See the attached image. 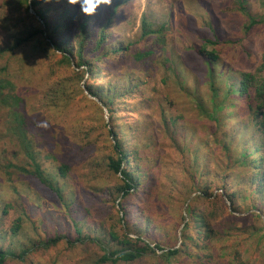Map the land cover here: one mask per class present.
Returning a JSON list of instances; mask_svg holds the SVG:
<instances>
[{"label":"trees","instance_id":"obj_1","mask_svg":"<svg viewBox=\"0 0 264 264\" xmlns=\"http://www.w3.org/2000/svg\"><path fill=\"white\" fill-rule=\"evenodd\" d=\"M233 1L248 15V30L261 21L248 12V0ZM128 2L101 4L88 16L79 2L69 0H0V59L24 54L45 60L48 86L34 97L42 110L41 122L35 121L37 140L49 144L48 158L63 159L42 166L21 113L24 97L13 94L16 104L9 115L22 148L4 158L0 154V189L11 188L9 196L0 195V264H64L63 246L71 250L87 244L101 252L94 264H133L148 255L161 264L190 259L195 264H264V256L245 259L231 243L226 263L216 262L213 244L229 242L235 234L248 239L255 234L256 247L264 242V119L258 116L264 82L255 73L219 64L216 36L222 29L213 22L214 40L205 39L197 49L207 66L208 95L199 74L182 63L179 49L166 39L168 20L156 24L144 16L142 38L150 42L145 50L121 35V10ZM90 6L84 0L83 7ZM182 41L186 48L193 45ZM142 58L164 65L166 87L178 82L173 93L162 96L158 116L153 115L155 99L134 66ZM178 91L190 108L216 123L208 131L211 147L205 127L176 110ZM10 99L4 95L3 101ZM244 102L247 115L239 112ZM69 109L75 113L66 128ZM96 144L101 154L93 149L82 155L83 164L68 155ZM212 147L220 148L218 156L210 155ZM44 187L54 192L52 197ZM52 207L59 211L49 222L40 213ZM243 211L248 215H237ZM244 217L254 221L242 222Z\"/></svg>","mask_w":264,"mask_h":264},{"label":"rangeland","instance_id":"obj_2","mask_svg":"<svg viewBox=\"0 0 264 264\" xmlns=\"http://www.w3.org/2000/svg\"><path fill=\"white\" fill-rule=\"evenodd\" d=\"M115 0H111V3ZM248 12L252 15H260L261 21H258L256 24H252L247 29L246 25L250 23L248 15L244 12H241L237 9V4L233 0H131L127 5L121 10L120 22L121 35L132 38L135 40V48L145 50V45L150 44L142 38V24L144 16L150 20L160 24L165 20H168L169 28H164V33L166 39L170 40L169 43L172 47H175L178 50V54L181 57L182 63L186 66H189L191 69L195 70L199 74L200 86L203 90L208 92V86L205 84L207 81L206 70L207 66L205 65V60L201 55L197 53L205 39L211 38L214 40L215 36L213 33V22L216 24L217 28L222 29V32L219 36H216L220 41L217 44L216 48L220 50V60L219 64L230 69V66L235 69L245 70L252 73H255L259 83L264 82V0H248ZM120 34V33H119ZM162 35L159 34V36ZM189 39L194 46H188L186 48L185 43L182 40ZM172 40H177L180 42L178 45L177 42L174 46ZM138 59V58H137ZM137 71L142 75L145 80V88L148 92V95L154 97L155 103L153 106V115L158 116L160 113L159 102L162 99V96H165L166 93H173L178 86L176 81L174 86L170 85L166 87L163 77L165 74V67L161 63H155L153 58L146 59L142 58L136 62L134 65ZM0 69H3V72L0 74V89L2 91V96H0V154L2 158L9 153L12 149L15 151L21 150L22 146L15 135L17 131L16 122L14 117H10L9 112L12 111L13 106L16 104V100L13 99V94H17L20 97H24L25 102L23 101L20 109L21 113L25 114L28 124L25 125L26 130H29V136L37 141V147L40 151V161L42 166L45 168L50 167L51 165L60 164L63 159L58 155L57 158L47 157L52 151L49 148V144L39 143L37 140L36 129L38 125L35 124V121L41 122L39 116L41 115L39 110V104H34L35 94L45 89L48 86V76L50 69L47 67L45 60L39 57L31 55L30 58L24 54L18 55H8L4 59H0ZM263 76V77H262ZM172 86V87H171ZM176 86V87H175ZM198 87L196 83V88ZM4 95H10L11 99L6 103L3 101ZM264 95V93H263ZM177 98V104L175 106L178 112H183L186 115L190 116L192 119L197 120L198 124L205 127L208 134L206 139L208 144L211 147L213 141L208 133L211 131L212 124L208 118L203 115H200L197 109L190 108V104L185 95L180 94L178 91L174 95ZM222 98V95L221 97ZM260 99H264V96H261ZM193 100V98L191 99ZM226 108V107H225ZM243 115L249 113V107L244 102L240 111ZM259 117L264 119V108L259 109ZM74 109H69L65 115L64 126L67 128L70 126V119L74 115ZM218 127V126H217ZM225 129V127H222ZM251 128L254 129L253 124L251 123ZM170 132V131H169ZM16 146V147H14ZM59 148H63L62 145H59ZM95 150L94 153L97 155L101 154V149L99 144H96L91 148L89 145L86 146L84 150L80 151H70L68 155L76 159L77 165L84 163V158H81L82 155L89 154ZM166 149H164L163 153ZM220 148L212 147L210 150V155L212 153L217 156L220 154ZM67 152V149H66ZM237 153V151L235 152ZM56 155V156H57ZM18 157H21L20 154H17ZM88 157V156H87ZM213 158V156H211ZM230 174H233L235 177V172L230 171ZM61 182L66 184L68 179H61ZM73 185V181L71 180ZM40 185L39 183L37 184ZM85 187L81 182V187ZM46 189V195L52 197L54 192H52L48 187ZM11 188L2 187L0 189V195L7 197ZM59 208L52 207L46 214L40 213V216H46L49 222L55 221L57 218ZM249 212L237 213L240 216H247ZM243 221L253 222V217H244ZM10 220H13L12 218ZM10 220H7V224H10ZM264 229V220L260 224ZM217 230H220L219 228ZM254 230L251 229V234ZM257 234V233H256ZM247 235L235 234L230 239L229 242H226L224 239H218L213 241L215 254L214 260L217 262L226 263L227 256L230 253L228 245H238L239 248L243 251L245 259L251 261H256L260 257L264 256V242H260L258 247L255 245V234L251 238H246ZM181 239L178 238V245H180ZM258 242V239H257ZM230 247V246H229ZM65 249L62 257L64 259V264H72V259H77L79 262L77 264H94L95 255L97 256L101 252L98 251V248L93 246H81L68 250ZM187 261V264H195L191 261ZM160 260L153 255H148L141 260L133 264H161ZM111 264V263H108ZM127 264V263H119Z\"/></svg>","mask_w":264,"mask_h":264},{"label":"clouds","instance_id":"obj_3","mask_svg":"<svg viewBox=\"0 0 264 264\" xmlns=\"http://www.w3.org/2000/svg\"><path fill=\"white\" fill-rule=\"evenodd\" d=\"M80 3L81 10L85 15L91 16L95 13L97 7L101 4L108 5L111 3V0H90L91 6L88 8L83 7L84 0H69V3Z\"/></svg>","mask_w":264,"mask_h":264}]
</instances>
